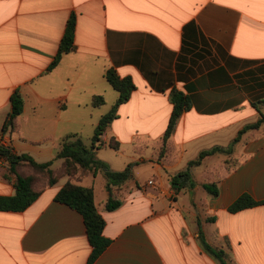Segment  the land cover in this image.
<instances>
[{"label":"crops","instance_id":"obj_1","mask_svg":"<svg viewBox=\"0 0 264 264\" xmlns=\"http://www.w3.org/2000/svg\"><path fill=\"white\" fill-rule=\"evenodd\" d=\"M73 16L75 48L48 71ZM109 69L136 88L96 156L114 171L134 164L135 178L115 190L122 205L114 211L106 209L102 172L73 180L94 190L106 220L111 242L93 264H221L204 247L199 222L230 264H264V204L228 210L245 193L264 201V124L245 133L232 156L205 158L194 188L171 184L201 151L228 147L264 114V0H0V145L61 171L63 141L79 135L90 145L119 99ZM16 90L24 110L3 132ZM175 90L189 108L165 145ZM94 96L105 104L94 107ZM7 167L0 158V195L13 196ZM25 168L19 172L32 174ZM67 181L35 187L41 194L25 211H0V264H87L84 218L55 200ZM214 182L218 197L203 188Z\"/></svg>","mask_w":264,"mask_h":264},{"label":"trees","instance_id":"obj_2","mask_svg":"<svg viewBox=\"0 0 264 264\" xmlns=\"http://www.w3.org/2000/svg\"><path fill=\"white\" fill-rule=\"evenodd\" d=\"M75 29L76 20L73 16L68 22L58 53L48 68V71H52L59 64L64 54L74 50ZM106 78L110 85L119 92V99L110 112L101 118L95 129L90 145H86L79 135H70L63 141L61 149L56 157L57 159H63V169L61 171L56 172L52 169L54 161L38 163L29 155H17L10 147L0 145V158L8 164V167L2 175L5 179L14 182L16 190L13 196L0 195V211L22 212L28 209L41 194V191L35 189L37 175L43 176L44 181L47 180L49 185H54L62 176H67L68 181L59 190L55 200L77 210L83 216L87 227L88 239L92 247L87 264H93L107 249L111 241L104 235L106 220L97 209L94 190L73 183V180L79 172H81V175H87L90 172H102L107 180L106 189L109 194L106 202V209L108 211H114L122 205V201L118 198L115 190L121 189L125 183L135 178L133 173L134 164H129L122 171H114L106 162L98 159L96 156V151L103 146L102 136L118 116L119 106L130 99L136 88L131 78L120 77L114 69H109L106 72ZM171 101L173 103V111L163 139L165 145L167 140L174 133L178 120L184 111L189 108L188 98L179 91L175 90L172 92ZM24 104L25 100L22 93L16 90L11 96V112L4 124L3 132L7 131L8 128H12V130L15 128L17 118L23 113ZM104 104L105 98L103 96L93 97L92 105L94 107H101ZM263 124L264 114L261 115L256 123L244 127L228 147L216 146L201 151L195 160L188 163L185 170L171 177L173 188L177 191L194 188L196 183L193 179V172L202 164L205 158L218 154L232 156L235 145L242 140V136L250 130L259 129ZM110 146L115 150L119 149V144L115 141H112ZM23 166L29 167L32 170V174L26 175L20 173L19 169ZM203 188L210 195L214 197L219 196L217 183H204ZM263 204L264 201H256L250 194L245 193L241 195L228 210L231 213H236ZM212 220L213 219H211V221ZM199 231L206 250L218 259L221 264H230L229 256L223 249L214 247L206 241L200 222Z\"/></svg>","mask_w":264,"mask_h":264},{"label":"rangeland","instance_id":"obj_3","mask_svg":"<svg viewBox=\"0 0 264 264\" xmlns=\"http://www.w3.org/2000/svg\"><path fill=\"white\" fill-rule=\"evenodd\" d=\"M25 173L32 172V170L29 167H26L23 170ZM44 184V177L41 175H37V181H36V188H40Z\"/></svg>","mask_w":264,"mask_h":264},{"label":"built area","instance_id":"obj_4","mask_svg":"<svg viewBox=\"0 0 264 264\" xmlns=\"http://www.w3.org/2000/svg\"><path fill=\"white\" fill-rule=\"evenodd\" d=\"M150 184H152V181L150 182Z\"/></svg>","mask_w":264,"mask_h":264}]
</instances>
